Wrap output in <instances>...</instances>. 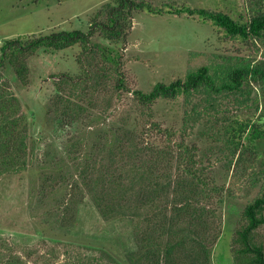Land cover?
Listing matches in <instances>:
<instances>
[{
  "label": "rangeland",
  "instance_id": "374dc122",
  "mask_svg": "<svg viewBox=\"0 0 264 264\" xmlns=\"http://www.w3.org/2000/svg\"><path fill=\"white\" fill-rule=\"evenodd\" d=\"M149 1L157 6L172 3L214 9L242 21L250 15L247 0ZM113 2L0 0V45L5 39L28 34L86 31L100 11V17H105L103 8ZM98 39L122 54L125 87L117 85L111 64L97 55L92 71L101 75V82L93 88L94 102L84 103L83 114L68 130L61 128L48 110L68 89L58 88L55 80L59 74L77 76L81 73L76 62L79 46L60 51H37L28 59L30 70L26 85L20 82L10 64L1 68L27 112L33 143L29 167L0 176V250L5 259L10 255L18 259V264H129L127 254L136 249L131 220H105L86 195L77 206L72 221L62 224L59 217L68 201V183L76 175V157L88 152L106 154L110 130L123 131L125 126L141 129L152 120L173 132L170 138L174 142L171 143L175 146L174 152L177 151L175 142L185 144L195 153L198 165L205 166L206 172L213 174L221 191L216 208L222 233L213 247L212 264H234L231 249L236 229L245 221L243 211L264 187L260 167L251 166V156L245 160V169L237 167L234 161L229 170L231 155L222 133L223 126L218 138L211 135L218 130L217 124L222 120L220 114L217 118L200 120L201 123L193 128L189 119L192 104L184 95L172 100L161 99L150 110L137 103L134 90L147 92L157 82L170 83L183 78L191 66L211 62L213 66L218 63L224 66L227 57L238 56L232 63L244 58L252 64H264V41L232 37L214 22L197 15L147 11L133 15L128 36L117 47L103 37ZM90 82L89 86L93 80ZM244 92L222 98L218 103L228 120L236 117L256 119L258 116L256 103L262 104L261 83L250 82ZM148 112H152L151 116ZM152 132L153 136L159 134ZM161 138L167 140L164 136ZM162 140L157 138L155 145L161 146ZM100 147H104V152ZM259 230L264 240V225Z\"/></svg>",
  "mask_w": 264,
  "mask_h": 264
},
{
  "label": "trees",
  "instance_id": "16d2710c",
  "mask_svg": "<svg viewBox=\"0 0 264 264\" xmlns=\"http://www.w3.org/2000/svg\"><path fill=\"white\" fill-rule=\"evenodd\" d=\"M113 1L103 8L105 17H100V11L86 31L54 30L28 34L5 39L0 45V176L26 170L33 153L27 112L1 72L7 63L26 85L30 70L28 59L37 51H60L79 46L76 62L81 73L77 76L59 74L55 80L58 88L68 89L48 110L53 120L68 130L83 114L84 103L94 102L93 88L101 82V75L92 71V62L97 55L111 64L117 85L125 87L122 54L98 38L103 37L117 47L126 40L136 13L197 15L214 22L232 37L264 41V0H247L250 15L245 21L209 8L172 3L157 6L149 0ZM237 58L227 57L224 66L220 63L213 66L212 62L191 66L183 78L170 83L157 82L147 92L134 90V98L139 105L151 110L161 99L172 100L184 95L192 104L189 119L193 128L202 119L217 118L220 114L222 120L217 124L218 130L211 135L218 138L223 126L222 133L231 155L229 170L234 161L237 167L245 169V160L252 156L251 166L258 165L264 174V64H252L244 58L232 63ZM91 80L93 83L89 86ZM250 82L261 83L262 104L256 103L258 116L256 119L236 117L228 120L218 103L222 98L244 94ZM88 87H92L91 90ZM212 110L214 112H210ZM149 112L151 116L152 112ZM148 124L150 126L146 128ZM152 131L159 134L153 136ZM110 132L106 154L88 152L76 157V175L68 183V201L60 213L61 223L67 224L74 219L76 208L86 195L105 220L132 221L136 249L127 254L129 264H212L213 247L222 233L216 208L221 191L213 174L206 172L205 166L198 165L195 153L185 144L175 142L177 151L174 152L170 138L173 132L161 127L157 121L151 120L141 129L125 126L123 131ZM161 136L167 140H162ZM157 138L164 141L161 146L155 145ZM99 150L104 152V147ZM243 215L245 221L236 229L233 238V263L264 264V240L259 235V229L264 225V187L246 205ZM17 260L10 255L5 259L0 250V264H18Z\"/></svg>",
  "mask_w": 264,
  "mask_h": 264
},
{
  "label": "built area",
  "instance_id": "2783aa9c",
  "mask_svg": "<svg viewBox=\"0 0 264 264\" xmlns=\"http://www.w3.org/2000/svg\"><path fill=\"white\" fill-rule=\"evenodd\" d=\"M0 55H1V49H0Z\"/></svg>",
  "mask_w": 264,
  "mask_h": 264
}]
</instances>
